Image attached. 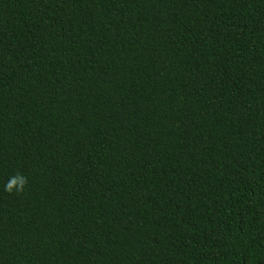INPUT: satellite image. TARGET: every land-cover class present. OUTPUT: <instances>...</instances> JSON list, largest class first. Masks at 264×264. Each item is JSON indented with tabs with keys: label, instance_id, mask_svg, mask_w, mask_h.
<instances>
[{
	"label": "trees",
	"instance_id": "trees-1",
	"mask_svg": "<svg viewBox=\"0 0 264 264\" xmlns=\"http://www.w3.org/2000/svg\"><path fill=\"white\" fill-rule=\"evenodd\" d=\"M0 264H264V0H0Z\"/></svg>",
	"mask_w": 264,
	"mask_h": 264
},
{
	"label": "clouds",
	"instance_id": "clouds-1",
	"mask_svg": "<svg viewBox=\"0 0 264 264\" xmlns=\"http://www.w3.org/2000/svg\"><path fill=\"white\" fill-rule=\"evenodd\" d=\"M28 183V177L20 172H17L15 175L9 177L8 181L4 185V191L10 195H20L24 193Z\"/></svg>",
	"mask_w": 264,
	"mask_h": 264
}]
</instances>
